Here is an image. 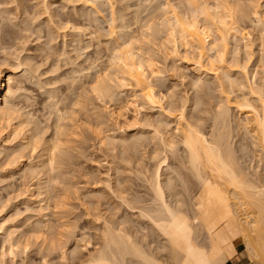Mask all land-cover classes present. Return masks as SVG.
<instances>
[{"label": "bare ground", "instance_id": "bare-ground-1", "mask_svg": "<svg viewBox=\"0 0 264 264\" xmlns=\"http://www.w3.org/2000/svg\"><path fill=\"white\" fill-rule=\"evenodd\" d=\"M261 1L263 0H185L186 6L184 5V7H186V9H184L187 10V12L184 15L181 14L185 12L184 9H182L184 12L177 11L179 10L177 9L179 6L178 4L175 6L172 1V3L168 0H164V2L160 1V6L164 9L161 8L162 11H159L161 12L159 14L156 13L157 11L153 12H155L156 15L158 14L156 17L161 20L159 21L161 28H159V24L156 21L153 22V20L156 19V17L155 19L151 17L153 12L143 18H141L142 16H138L140 15L138 12H134L135 14H133L135 17H133V19L134 23L137 24V31H139V34L133 35L132 31V33H127V31L124 32V30H122L126 35L125 37L123 33H121L123 37L119 36L120 34L118 35L117 38L120 37L121 42H117L116 46L114 45L112 48H107L105 46L109 51V56H107L108 62H106L105 68L100 70L102 71L101 74L94 72L95 75L92 76L89 83H87L89 84V93L91 92L95 97L100 99H108L109 102L113 103L116 102V97L118 95L116 92L125 89L131 90V92L134 90L138 92V94L135 95V100L137 102H127L125 108H130V106H132V108L135 106L136 108V106L140 107L146 105L153 109L158 108L161 111L163 110L166 114V117L163 115L164 117L162 119H159V117L155 120L141 119L137 116V114H139V108H136L134 110L135 114H133L134 120H132V124H130L128 119L125 117L122 118L124 116L122 112L124 111H120L114 107L112 109L109 108L110 111H108V114H110L115 125H121L118 126L120 130H122V128L124 129V122L126 121L127 126L133 125V128H140L137 129L138 131L136 133H130L128 137H125V131H122L118 135H103L104 131L101 133L103 136L96 133L99 143L107 149L112 147L113 150L117 145V149L118 146L124 148V154H126V150L137 151V153L140 152V157L136 158L137 162H135V159L134 163H137L136 166L140 167L137 172L142 175V179H140L142 181L139 182H143L141 184H144L146 187L144 190H146L145 194H147V197L139 196L136 192V196H134L133 199L130 198L132 197L130 196L127 197V200V198H124L126 196L124 192L128 190V188L126 189V186L124 189L122 188V180L116 183L118 180L117 178L115 182L112 178H109L110 183H108V190H110L112 185L111 189L113 190L110 192L116 193L117 195L124 193L119 202L123 200V204H127L125 205L126 210H139L137 217L142 219L145 224H143V222H141L143 225L137 223L138 219L137 217L134 218V212L131 213V216L126 215L127 220L129 217L135 220L137 219V221L132 224L130 221L132 219L128 220V222L125 221L126 216L124 214L122 215L121 213L122 216H125V219L124 217L123 219L118 217V215L121 216L119 214L121 208H118L121 206H117L119 213L116 214L117 210L115 204H112L113 206L108 208L112 213L109 214L111 215L109 218V215H105L106 213L108 214V212H104L103 210L106 206L104 208L103 203L99 204L103 201L101 198L103 194H100V199L102 200L98 202L97 200L99 197L97 198V196L99 193L95 195L93 192V194L90 195L96 197L93 200L92 198L94 196L91 198L92 206L89 207H92L91 209H93V211L103 207L102 211L104 213L102 215L98 213V215L96 214V216H94V212L93 215V217L97 219L95 223L99 222L100 219L102 220V222L100 220L102 229L98 236L101 241L98 242L99 239H96L97 236H95V239L98 240L97 242L99 243L98 245L96 242V245H98L99 248H94V252L91 250L92 253L90 252L91 254H88V257L85 255L84 259L82 258L83 261L80 263V253L77 254L76 252V250L80 252V250H78L80 248L78 245L79 242L77 241L78 243L75 246L76 249L74 248L75 250H69L70 252H68L63 251L66 249L62 248V253L60 252L62 257L58 255L61 259L66 257L69 258V255L75 252L77 254L75 257H80V260H77V264H225L228 259L233 257L244 247L248 249L249 256L253 257V255L256 254L254 257L258 255V257H260V254H263V252L260 254L256 252L258 246H261L259 248L264 250V13L262 14L261 12ZM145 2L147 1L145 0ZM147 6L150 7L149 2ZM147 6L143 7L146 9ZM149 7L148 9H150ZM147 17L148 19H146ZM242 17L250 18V30H248L249 27L247 28V26L238 25L240 22L239 19ZM114 20L115 18L111 19V22H109L112 25L110 27L114 26L113 28H117V26L113 25L116 21ZM128 21L126 25H124L125 21L123 22L122 27H125L124 29L129 28L130 24ZM130 21L132 23V19ZM122 27L120 26V28ZM119 31L121 32L120 29ZM252 31L256 32L252 33ZM161 33H164V36L158 38V35ZM251 33H256V38H252ZM157 39L162 47L160 48H166V50L172 51L171 54L173 56L175 55L173 53H179V48L181 47L187 52H193L196 58L194 70L198 73V76L196 80L190 82V85L193 89L196 88V91H198L197 89L199 88L201 93L195 92L190 99L181 98L179 104L177 106H169L172 108H169V110H165L162 103L166 102L167 97H171L172 93L166 95L160 90L156 91L155 87L157 83L153 84L151 80L158 76L159 67L157 68L158 64L156 65L155 57L153 58L150 52L153 51L151 50L153 48L149 47V45H156L158 43H155ZM1 40L0 37V46L2 43ZM254 41L258 43L257 52L259 53H257L256 57L254 56V51L251 49V45ZM107 44L110 45L108 40ZM64 51H66V49ZM163 52L161 51L162 54ZM67 53V57H70V55H68L69 53ZM168 53L170 54V52ZM169 54L166 56L164 52V58H168ZM241 54L245 55L244 58L241 57ZM63 55L66 56L65 54ZM67 57L65 58L66 60ZM70 60V64H74V62H72L73 59ZM7 61L4 59L2 62L0 61V154L5 152L4 156H6L7 159L13 158L14 168L12 172L22 173L23 177H27L25 178V182L29 178L33 186V189L30 190L28 194L31 193L32 203L37 202L38 205L36 206L37 209H34L35 219L37 221L33 218L34 221L37 222V226L33 225V227L35 226L36 228H31V231L37 234L40 233V235H35L36 237L34 235L32 236L42 240L44 244H47L44 247H48L51 251L48 248V250L45 251L47 255H50L49 253L51 252L53 253L57 250L59 251V249L61 250V248L58 247H63L64 243L67 245L70 242L67 237L74 234L73 232H69L70 234L67 236L68 233L63 234L57 231V228L53 226L56 221L54 224L52 223L53 225L50 222L56 230L54 231V228L48 224L49 222L47 221V223L43 219L46 218V211L49 207H47V203H45L46 200L48 203L53 200L54 202H52L54 204L56 202V205H60L58 204L59 202L56 201V198L61 199L58 194L59 188H63V186H67V184L72 187L69 184L72 181L66 176L68 172L67 168L69 169L71 163H69L71 157L69 156L67 145L72 132L69 133L70 125L68 126L65 122L71 119L70 115L77 112V110H83V108H85L82 104L83 102H81V100L84 99L81 98L76 102L74 101L73 103L75 104L72 103L75 107L80 106V108H74L72 109L73 111L70 108V115L68 113L67 115H63L65 112L63 111V114L60 112L62 111L60 110L61 107H59L60 109L54 108L55 116L53 112L51 114L54 117L53 124L51 125L52 131L48 138H44L46 134L40 131H44L45 128L41 130V127H39L40 125L35 121H31L29 114L25 112L22 107H19L17 102H14L17 100V91H19L17 84L20 82L16 79L15 74L11 72L12 70L8 68L10 66ZM141 66H143V72L140 71ZM83 71L86 72L88 70L85 69ZM153 73H156V75H153ZM78 74V76L81 75L80 71ZM209 74L212 78L210 79L213 80V89L207 85L209 81L205 83V78ZM133 77H135V79H133ZM157 81L159 80L157 79ZM73 84H75V82ZM94 85L95 90L93 88ZM125 85L128 86L126 87ZM149 89H151V93H149ZM212 90L217 92V95H215L216 93L213 94V92H209ZM235 91L237 93L239 92L238 95L235 94ZM97 93H101V95L98 96ZM232 93L236 96H233ZM149 95L151 96V100L148 98ZM205 96L209 99L205 100ZM138 102L139 104L137 105L136 103ZM207 102L209 106L206 105ZM55 103L57 104L58 102ZM55 103L52 104L54 105ZM203 105H206V108H203ZM127 109L128 108L125 110ZM178 110V115H173L172 111L178 112ZM231 110H236L241 115H244V121L240 119L239 123L235 120L237 121L235 124H239V129H237V131L239 132L240 130V133L236 135V137L238 136L237 140H234L236 138H234L235 135H233L235 134L232 128L233 123L231 124ZM202 112L206 113L208 116L204 113L206 117L203 116L201 114ZM120 118L124 119L123 125L120 124ZM172 122H176V124H174L176 125L174 129H170L169 127ZM100 123L101 122H99V124ZM135 125L138 126L135 127ZM205 125L208 128L206 129L207 131L204 129ZM143 127H147L149 130L144 131L142 130ZM101 129L103 128L101 127ZM3 131H5V135ZM39 135H42V137H40L44 140L39 138ZM26 150L31 154H37L35 161L32 160L28 163L27 161L26 163L23 162L21 158L24 157V155L20 156L18 160L16 159V156H19L18 154H25L24 151ZM27 156L26 154V157ZM27 158L30 159L29 156ZM117 158H119V156ZM131 158L129 157L128 162H130ZM147 158L149 162H152L150 166L148 164L149 167L147 165L144 166L145 163L141 164L144 162L143 160ZM125 160L121 161L125 162ZM117 162L118 161H116V163ZM12 163L10 164L9 162V167ZM118 163L120 164L121 162L119 161ZM123 164H121L122 167ZM140 165L143 166L141 167ZM73 166H75V163ZM126 167H128V165H126ZM116 168L115 170L117 171L118 169ZM134 170L136 171V169ZM116 171L115 173H118L115 176L118 177L117 175L124 170L122 169L121 171L120 169V171ZM129 172L130 168L127 173ZM12 179L16 180L15 178ZM12 179L11 182L13 181ZM124 179L126 178L124 177ZM98 180H100V178ZM113 182L116 184L115 189H118V191L113 188L115 186ZM71 184H73V182ZM69 186L66 188H69ZM105 186L107 188V185ZM54 187L58 188V190H56L57 193H55ZM75 188L77 187L75 186ZM129 190L132 189L130 188ZM59 192L63 194L61 191ZM116 194L115 196H117ZM90 195L86 196L89 197ZM83 196L86 197L85 195ZM50 198H54L55 200H50ZM118 198H120V195ZM115 199L117 198L114 197V201H116ZM119 202L117 205H119ZM37 203H35V205ZM100 205H102V207H98ZM29 207H31L30 204L28 209ZM55 207L57 208L58 206ZM51 210L54 212V209ZM98 210L100 211V209ZM44 211L46 213H44ZM50 212L53 213L52 211ZM132 214L134 217H132ZM140 219L139 221H142ZM15 220L18 219L9 220L5 217H0V234L3 237V246L0 250V264H15L14 261L18 258L17 254L18 256H20L19 253L21 254V252L16 254L17 249L19 248L24 251L20 246L22 245L24 247L27 246V244L28 246L25 247V249L30 247L28 243V236L31 237V235L28 234L29 231H26L27 234L23 232V230V233L20 232L19 227L21 226L18 225L20 221ZM28 223L32 224L31 221ZM127 223L128 225L130 223L131 227H127ZM133 224L137 226L138 224L139 226L141 225V229L138 228L139 226L133 227L135 226ZM142 226H145L143 228L145 232ZM57 227L60 228L59 226ZM28 228L30 230L29 226ZM25 234L28 236L26 237ZM62 234L67 238H64L66 242L64 241L63 244L61 242ZM138 234L141 237H138ZM28 249L22 252L21 255L23 256V253L25 255ZM259 250L260 249H258V251ZM251 251L256 253L253 252L254 254H252ZM40 252L43 253V251ZM74 255H71V258H73L71 259L73 260L72 262L76 261ZM263 256L264 254L261 257ZM260 258L258 260L260 262H256V264H263L264 259L261 258L263 261L261 262ZM43 260L41 261L45 264L48 263L47 261L50 262V260ZM53 262L55 263V261ZM53 262L51 264H53ZM21 263L22 262H20V264ZM23 264H25V262Z\"/></svg>", "mask_w": 264, "mask_h": 264}, {"label": "rangeland", "instance_id": "rangeland-1", "mask_svg": "<svg viewBox=\"0 0 264 264\" xmlns=\"http://www.w3.org/2000/svg\"><path fill=\"white\" fill-rule=\"evenodd\" d=\"M146 1L147 2H145V0H91V1L90 0H70V1H68V0H0V5H1L0 6V13H1L0 14V37L2 39L1 40L2 43L0 46V61L2 62L3 59L6 61L9 60L7 62H8L10 67H8V66L7 67L10 70H12L11 72L13 74H15L16 79L19 80L20 83L17 84L18 85L17 87H19V91L21 89L20 92L17 91L18 92L17 97L19 95L20 96L18 98L16 97L17 100L14 102L15 103L17 102V105L19 107H22L25 110V112H27L29 114V116H30L29 118H31L30 119L31 121H33V122L35 121V122H37V124L40 125L39 127H41L40 128L41 130L43 128H45L44 131L43 130L40 131V132H44L43 134H46L44 136V138H46V137L48 138V136L51 134V131H52L51 125L53 124V119H54L53 115L55 112L54 108L61 107V109L59 108L60 110H62L60 112L61 113L63 111L65 112L64 114L62 113L63 115H65V114L67 115V113L71 114V112H69V111H71L74 108L75 109L80 108V106H78V108H76L77 106L75 107L73 105L75 103H73V102L74 101L76 102L78 99H81V98L85 100V101L81 100V102H83L82 104H83V106H85V108H83V110L82 109L77 110V112L73 113L72 115L69 114L71 116L70 117L71 119H69L68 121L65 120V121H67L65 123H67L68 126L70 125L69 126V133L72 132L71 133L72 135H70L71 141L69 140V143L67 145L69 150L68 149L67 150L69 151V154H70L69 156L71 158H73V159L70 158L71 161H69V163L71 162L70 165L72 168L70 167V165H69V169L67 168V170L70 174L67 172L66 176H68V178L73 182V184L78 189L75 188V186L73 184H71L72 182L69 184L74 188L70 187L68 184H67V186H69V188H66L67 186H63V188H62L60 186L55 185L57 187H60L59 190L57 187H54V191L58 190V194L60 195L61 199L56 198V201L59 202L58 204H60L61 206L56 205V202H55V204L53 203L54 201L51 199H54V198H50V200H51V201H49L50 203H48L47 200L45 202V203H47V207L48 206L49 207L47 208V211H46L47 213L44 211V213H46V216H45L46 218L44 217L46 220L45 219H43V220L46 222L48 221L49 223L48 222L47 223L49 225H51L52 223L54 224L56 221V223L54 225L53 224L52 225L55 226V228H57L56 229L57 231H59L63 234L68 233L67 236L72 232L74 233L73 235L71 234L72 236H69V237L66 236L67 238H69V241H70V242L68 241L69 243L67 242L68 244L66 243L67 245H65V243L63 244L64 241L66 242L65 239H67V238H65L64 235L62 234L61 242L64 246L58 247V248H61V250L59 249V251L57 250L56 252L49 253L51 251V249H49L47 247L50 250L48 252L50 255H47V252L45 250H48V249L46 247H44L47 244H44L42 242V240L35 238L37 235H40V233L37 234V233H34V231L32 232L31 228L34 229V227L37 226V222H35L37 220L35 219L36 216L34 214L35 213L34 209H37L36 206L38 205V203L35 202V203H37L36 205H35V203H32L31 193L28 194L29 191L33 189V186L31 185L29 178L27 179V181H26L27 184H26L25 178H27V177H23L22 173H15L14 172L15 173L14 174L12 172L13 168H14L13 167L14 161L12 160L13 158L7 159V157L4 156L5 152L2 153L3 155L0 154V177H1L0 178V217H5L6 219H9V220L18 219L15 221H20V222H18V225L21 226V227H19L20 232H22V230H23V232L29 231L28 234L31 235V237H32L31 238L27 235L28 240H29L28 243H29L30 247H28L29 249L26 248L28 250L25 252V255H24V253H23V256L21 254H22V252H24L26 250L25 247H27L28 244H27V246H24V247L22 245L20 246L23 248L24 251L20 250L19 248H18L19 250L17 249L16 254L19 252H21V254L19 253L20 256H18V254H17V257H18L17 259L15 257V259H16L14 261L15 264H20V262H22L21 264H23L24 262H25V264H27V263L28 264H45L44 262L41 261L44 258H45L44 259L45 261L50 260V262L47 261L49 264H51L53 261H55V263L57 262L56 264H60V262H61V264H73L75 262H76L75 264H77V262H78L77 260L80 257H81V261H79V262L81 263L83 261L82 258L84 259L85 255H86V257H88L92 252H94V250H95L94 248H97V247L99 248L98 242L101 241L98 237L100 235V230L102 229V227H101L102 224H100L101 219L99 220V222L95 223V221H97V219L95 217H93L94 212H95L94 216H96V214L98 215V213H100L102 215V214H104L102 209H103V207L105 208V206H106L107 209L106 208L105 209L107 211L105 209H103V210H104V212H108V214L107 213L105 214L107 216L109 214H112L108 210V208H110L111 206H113L115 204V208L117 210L116 214L119 213L118 208H121L122 212L120 211V213H119L120 215L122 213V215L124 214L125 216L126 215L131 216V213L134 212L133 214H135V217L133 216V214H132V217L136 218L138 216L139 210H137V209L136 210L134 209V211H132L130 209L126 210L125 205H127V204H123L124 203V202H122L123 200H121V202H119V201H120V199H122V197H123L122 194H124V193L126 194V196L124 198L132 196L130 198L133 199V197L136 196V194H135L136 192H137V195L139 194V196L147 197V194H145L146 190H144L146 187L144 186V184H141L143 182H141V183L139 182V181H142V180H140V179H142V175L137 172V170H139L140 167L139 166L137 167L136 166L137 163H134L135 159L140 157V155H141L140 152L137 153V151L135 152V151L131 150L132 151L131 152L130 150H126V152H125L126 154H124V151H125L124 148H121L118 146V149H117V145L115 146L116 148L113 146L114 147L113 150H112V147L107 149V148H105V146H103L102 144L99 143L98 138L96 136H97V134L100 135L103 131L105 132V133L103 132V135L104 134L105 135H118L122 131H125V137L130 136V133L131 134L136 133L138 131L137 129L140 127L133 128V125L127 126L126 125L127 121L124 122L123 121L124 119H122L125 117L126 119L129 120L128 122L130 124H132L131 121L134 120L133 114H135L134 110L136 108L137 109L139 108L138 109L139 114H137V116H139V118H141V119L155 120V119H158V117H159V119H162L164 116L166 117V114L163 112V110L161 111L158 108L153 109L152 107L146 106V105L140 106V107L136 106V108H135V106H133V108H132V106H130V108L126 107L128 109L125 110L126 109L125 105L127 104V102H130V103L133 101L137 102L135 100V98H136L135 95L138 94L137 91L132 90V92H131V90H127V89L120 90V92L119 91L116 92L118 94V95L116 94L118 97V98L116 97V102L112 103V102H109L108 99H100L98 97H95V95H93L91 92L89 93V91H90L89 90V84H87V83H89V80H91L92 76L95 75L94 72H97V74H101L102 71H100V70L101 69L103 70V68H105V64H107L106 62H108L107 56H109V51L107 48L108 47L112 48V47H114V45L116 46L117 42L118 43H119V41L121 42V38L120 37L117 38V37L119 34H120L119 36L124 34L123 36L125 37L126 34L123 33L122 30H124V32L127 31V33H130L132 31L133 35L139 34L138 33L139 31H137V24L134 23V19H133V17H135L134 12H136V13L138 12V14H140V15H138V14H136V15H138L140 17L142 16L141 18H143V17H146L148 14H151L153 11H157L156 13L159 14V13H161L159 11H162V9H164L160 6V4H161L160 1L164 2V0H160V1L159 0H146ZM165 1H167V0H165ZM168 1L174 2L173 4L175 6L178 4L179 6L177 7V9H179V10H177V9L176 10L179 12H181V11L184 12V10L186 9V7H184V5L186 6L185 0L184 1L183 0H168ZM148 2L150 3V7L147 6ZM260 4H261V6H260L261 12L263 14L264 13V0L261 1ZM156 5H157V7L159 6L158 7L159 10L156 7ZM143 6H147L146 9ZM151 6H152V8H151ZM148 7L150 9H148ZM155 8H157V9H155ZM182 9H184V10H182ZM186 12H187V10H185V12L181 13V14L184 15ZM156 13L153 12L151 17H153L155 19V17L158 15V14L156 15ZM113 18H115V20H116V21L114 20L115 22L113 25L117 26V28L116 27L113 28L114 26L110 27L112 25L109 22H111V19H113ZM123 19L126 23L123 21ZM131 19H132V23L130 21ZM146 19H148V17ZM241 19H239L240 22L238 23V25L247 26V28L249 27L248 30H250V18L249 17H246V18L242 17ZM127 21L130 24L129 28L124 29L125 27L123 28L122 24L124 22V25H126ZM155 21L159 24L160 23L159 21H161V20L158 17H156V19L153 20V22H155ZM120 26L122 28H120ZM158 26H159V28H161L160 24ZM119 29L121 30V32L119 31ZM254 32H256V31H254ZM254 32L252 31V33H254ZM121 33H123V34H121ZM252 33H251V35H252L251 37L256 38L257 34L256 33L252 34ZM123 36H121V37H123ZM160 36H164V33L159 34L158 38ZM80 39L82 42L80 41ZM107 40H108V42H110V45L107 44ZM158 41L159 40L157 39V41H155V43H157ZM257 44H258L257 41H254L253 44L251 45L252 46L251 49L254 51L255 57H256L257 53H259V52H257V49H258ZM84 45L85 46L88 45V46L85 47ZM152 45L151 46L149 45V47L153 48V49L150 48L151 50H153L150 52H151L153 58L155 57L154 59L156 61V65L157 64L159 65V66L157 65V68L159 67L158 72L160 73V74L158 73V76H156V78L154 77L153 79H151L152 83L153 84L157 83L156 87H155L156 91L160 90L162 93H164L166 95H168V94L170 95L171 93L173 95V97H172V95H171V97L168 96L170 99L167 97L166 102L162 103L163 104L162 106H163V108H165V110H169V108H170L169 106H171V107L177 106L179 104V100L181 98L190 99L193 97L195 92L199 93L201 91L199 88L197 89L198 91H196V88L193 89V87L190 85V82L196 80L197 76H198V73L194 70V68H195L194 63L196 61V58H195V55L193 52L191 53V51L190 52L188 51L189 52L188 53L187 51H185L183 48L180 47L179 53L178 54L173 53V54H175L173 56L171 54L172 51H169L168 49L166 50V48H164L166 51L164 49H161L162 47L160 46L159 42L156 44L157 46L155 44L153 46ZM105 46L107 48H105ZM154 46H156V47H154ZM69 48H71V49H69ZM83 48H85V49H83ZM65 49H66V51H64ZM161 51L162 52L164 51L165 55H166L167 51L170 52V54L167 52V55H166V56H168V54H169V57L164 58V56H163L164 52L162 54ZM243 51H242V53H243ZM65 52L66 53L68 52L69 54L68 53L67 54L70 55L71 58L69 56H68L69 57L68 58ZM76 53H77V56H76ZM63 54H65L66 56H64ZM190 54H192V55H190ZM244 56H245L244 54H241V57L244 58ZM66 57H67V60L65 59ZM182 57H183V59H182ZM191 57H192V59H191ZM28 58H30V59H28ZM176 58H178V59H176ZM70 59H73L72 62H74V64L73 63L70 64V62H71ZM173 59H175V60H173ZM25 60H26V62H25ZM165 60H167V61H165ZM32 61H34V62H32ZM19 66H21V67H19ZM57 66H59V67H57ZM172 66H174V67H172ZM84 68L87 69L88 71H86V72L83 71V70H85ZM78 70L81 73L80 76H78L79 75ZM206 78H205V80H206L205 83L209 81L208 82L209 84L207 83V85H209L211 87V89H213V87H214L213 82H212L213 80H211L212 78H211L210 74L208 76H206ZM157 79L159 81H157ZM73 81L75 82V84H73L74 83ZM186 81H188V82H186ZM160 83H161V85H160ZM72 84H73V86H72ZM83 89H85V90H83ZM209 92H213V94L216 93L215 95H217V92H215L214 90L209 91ZM21 93L23 96L21 95ZM52 93H53V95H52ZM238 93L235 91L236 95H238ZM232 94H233V96H236L234 93H232ZM76 97H77V99H76ZM78 97H80V98H78ZM50 98H52V99H50ZM86 99H87V101H86ZM206 99L208 100L209 98L206 97L205 100ZM54 101L58 102V103L56 104ZM51 102L55 103L54 105H56V106H54ZM84 103H85V105H84ZM67 104H68V106H67ZM136 104L138 105L139 102ZM206 105L209 106V103L207 102ZM206 105H203L204 106L203 108H206ZM63 106H64V108H63ZM113 107L116 109H119L120 111H124V112H122V114L124 113L123 114L124 116L122 118H120L121 119L120 124L123 125V122L125 123L124 124L125 127L123 126L124 129L122 128V130H120V127H118L121 125H115L112 118L110 117V114H108V111H110L109 108L112 109ZM70 108H71V110H70ZM170 109H172V108H170ZM174 110H176V109H174ZM52 112H53V115H51ZM172 112H173V115L177 116L179 113V110H178V112L177 111H172ZM162 113H164V114H162ZM203 113L204 112H202L201 114L203 116H205L206 113H204L205 115ZM161 115H162V117H161ZM206 116H208V115H206ZM231 118H232L231 124L233 123L232 124L233 133H235L233 135H235L234 138H236L234 140H237L238 136L236 137V135H238L240 133V130H239V132L237 131V129H239V127H238L239 124H237V123L235 124V122L238 121L240 123V121H239L240 119H243L242 121H244V115H241L236 110H231ZM233 119H234V121H233ZM97 120H99V121H97ZM235 120H237V121H235ZM99 122H101V123L99 124ZM174 124H176V122H172L170 124V126H169L170 129L175 128L176 125H174ZM207 124H209V123H207ZM136 126H138V125H135V127ZM236 126H237V128H236ZM101 127L103 129H101ZM126 127H129V128H126ZM204 127H205L204 128L205 130L208 129L206 127V125ZM100 129H101V131H100ZM234 129H235V131H234ZM142 130L146 131L149 129H147V127H145V128L143 127ZM5 131H3L4 135H5ZM0 135H1V133H0ZM42 135H39V138H41ZM41 139H43V138H41ZM24 152H25V154L21 153V154H18L19 156L15 155L17 157L16 159L18 160V158L20 156L24 155V157H22L21 159L25 163H26V161L28 163L29 161H32V160L35 161L36 160V156H37L36 153L31 154L27 150ZM129 153H132V154H129ZM26 154L29 156L30 159L27 158L28 156L26 157ZM134 154H135V156H134ZM118 156H119V158H117ZM128 156L130 158L132 156L131 159L133 162L131 161V159H130L131 163L128 162L129 161ZM124 157H126V158H124ZM2 158L3 159L6 158V159L3 160ZM125 159H127V160H125ZM14 160H15V157H14ZM121 160H125V162H122ZM145 160H147V161H145ZM145 160H143L144 162L142 161L143 163H141V164L145 163L144 166H146V165L148 166V164L150 166L151 165L150 163H152V162H149L148 158ZM8 161L10 162V164L13 162L10 167H9L10 164ZM116 161H118V162L120 161L121 163L120 164L118 162L116 163ZM135 162H137V159ZM74 163H75V166H73ZM5 164H7V165H5ZM118 164H119V166H118ZM121 164H123V167ZM129 164H132V165H129ZM126 165H128V167H126ZM173 165H175V164H173ZM115 168L118 169L119 171H120V169H121V171H122V169L124 171L122 173L120 172L117 175L118 177H116L115 175L118 173L117 172L118 170L116 171ZM129 168H130V172H132V170H133L132 173H130V172L127 173ZM134 169H136V171ZM115 171L117 173H115ZM109 172H110V174H109ZM137 173H138V176H137ZM120 174H122L123 176ZM12 175H14V176H12ZM106 176H108V177H106ZM120 176H122V177H120ZM124 177L126 179H124ZM127 177L130 179H128ZM10 178L11 179L15 178L16 180L12 179L13 181L11 182ZM91 178H93V179H91ZM99 178L102 181L98 180ZM109 178H112L114 180V182L118 179L116 181V183H118L120 180H122L123 181V182H121V183H123V184H121L122 188L124 189L125 186H126V189L128 188V190L125 189L126 191L124 193L119 194L120 198H118L119 195H117L116 193L110 192L113 190V189H111L112 185L110 187V190H108V186H109L108 183H110ZM136 178H137V180H136ZM2 180L5 181L6 183L3 182ZM124 180H127L128 182H131L132 184L128 183L127 181H124ZM114 182H113V185L115 184ZM105 185H107V188ZM123 185H124V187H123ZM30 186H31V188H30ZM137 186H139V187H137ZM65 188L68 189L69 191L66 190ZM113 188L114 189L116 188V184ZM130 188L132 190H129ZM134 188H136V189H134ZM73 189H75V190H73ZM85 189H87V190H85ZM115 190L118 191V189H115ZM133 190H135V191H133ZM59 191H61V192L63 191L62 192L63 194H61ZM98 191H100V192H98ZM117 191H115V192H117ZM93 192L95 195L96 194L98 195V193H99V195L97 196V198L99 197V199L98 200L96 199V200L98 202H100L103 199V201L99 204L103 203V205H104L103 207H102V205L98 206V207H102V208H97L96 211H93V209H91L92 207L91 208L89 207V206H92V204H91L92 200L96 197L94 195H90V194H93ZM127 192H128V194H127ZM55 193H57V191ZM117 193H119V192H117ZM100 194L104 195V196L102 195V197H101L102 199H100V196H101ZM115 194L117 196H115ZM83 195H85V196L90 195L91 197L90 196L84 197ZM114 197L117 198V199H115L116 201H114ZM62 198H64V199H62ZM91 198H92V200H91ZM127 200H128V198H127ZM60 202H63L64 204L60 203ZM118 202H119V205H117ZM120 203L123 204L124 206L121 205ZM29 204L31 207L32 206L33 207L32 208L29 207V209H28ZM88 204H91V205H88ZM54 205L58 206V207L56 208ZM94 206H95V204H94ZM117 206H121V207L117 208ZM49 208H50V210H49ZM122 208H124V209H122ZM51 209H54V212ZM89 209H90V211H89ZM98 209H100V211ZM113 209H114V207H113ZM33 210H34V212H33ZM50 211H52L53 213H51ZM90 213H93V214H90ZM122 215L121 216L118 215V217H121L122 219L124 217V219H125V216H122ZM52 216H56V217H52ZM127 216H126V220H125L126 222H128V220L132 219L131 217H129V219L127 220ZM7 217H11V218H7ZM110 217H111V215H109V218ZM33 218L35 219V221ZM134 218L132 219L133 221L130 220L131 224L136 222L137 219H138V221L140 219L139 217H137L136 220ZM27 219L29 221H31L32 224L28 223L29 221ZM31 219H33V220H31ZM58 219H59V221H58ZM140 220H142V219H140ZM138 221H137V223L143 222V220L139 221V222ZM50 222H51V224H50ZM58 222L60 223V225ZM101 222H102V220H101ZM136 224H133L135 226H133V225L132 226L138 227L139 224H138V226ZM143 224H145V223L143 222ZM143 224L141 223V225H143ZM33 225H35V226L33 227ZM28 226L30 227V230H29ZM53 226H52V228H54ZM57 226H59V227L61 226V227L58 228ZM126 226L131 227L130 223H129V225L127 223ZM140 226L138 228L141 229ZM144 227L142 226V229ZM55 228H54V231H56ZM97 228L98 229L100 228V229L98 230ZM143 231L145 232L144 229H143ZM27 232H26V234H27ZM146 232H147V228H146ZM26 234H25V236H26ZM32 235H34V236L36 235V236L34 237ZM95 236L98 237V238L96 237V239H99V241L95 239ZM70 237H71V239H70ZM138 237H141V236H139V234H138ZM2 238L3 237L0 234V250L2 249V246H3ZM37 239H38V241H37ZM96 242L98 243V245H96ZM77 243L80 246V248L78 246V248H79L78 250H80V252L77 250H76V252H77V254L80 253L79 254L80 257L79 258H77L78 256L75 257L77 254L74 252L75 255L73 253V254L69 255V258L66 257V258L61 259L62 255L60 254V252L62 253L63 249H66L63 251H68V252H70L74 248L76 249L75 246L77 245ZM42 244H44V245H42ZM259 247H261V246H258V249H260V250L258 251V249L256 248V252L258 254L263 252V254H264V250H262V248H259ZM91 250H92V252H91ZM247 250L248 249L245 247L240 249V251L237 254H235L233 257H231L230 259L240 261L242 264H256V262H260L258 260L263 254H260L261 255L260 257H258L259 255L254 257L256 254L253 255V257H252V256H249L250 254L248 253ZM40 251H43V253ZM253 252L254 251H251L252 254L256 253V252H254V253ZM58 255H61V257ZM71 255H74V257L76 258V261L74 260L75 262H72L73 260H71V259H73V258H71ZM45 256H47V257H45ZM263 257H261V258L264 259ZM21 258H23V259H21ZM261 258H260V260H261ZM255 259H257V260H255ZM61 260L63 261V263ZM254 260H255V262H254ZM65 262H67V263H65ZM70 262H72V263H70ZM261 262H263V261L261 260ZM55 263L53 262V264H55ZM263 264H264V262H263Z\"/></svg>", "mask_w": 264, "mask_h": 264}, {"label": "snow or ice", "instance_id": "snow-or-ice-1", "mask_svg": "<svg viewBox=\"0 0 264 264\" xmlns=\"http://www.w3.org/2000/svg\"><path fill=\"white\" fill-rule=\"evenodd\" d=\"M140 71L141 72H143L144 71V69H143V66H141V68H140ZM153 75H156V73H153ZM133 79H135V77H133ZM126 87L128 86V85H125ZM93 88H94V90H95V85L93 86ZM149 93H151V89H149ZM97 95L99 96V95H101V93H97ZM149 100H151V96L149 95ZM78 107V106H77Z\"/></svg>", "mask_w": 264, "mask_h": 264}, {"label": "crops", "instance_id": "crops-1", "mask_svg": "<svg viewBox=\"0 0 264 264\" xmlns=\"http://www.w3.org/2000/svg\"><path fill=\"white\" fill-rule=\"evenodd\" d=\"M225 264H242L240 261L228 259Z\"/></svg>", "mask_w": 264, "mask_h": 264}]
</instances>
